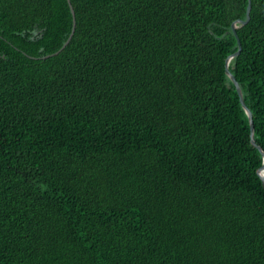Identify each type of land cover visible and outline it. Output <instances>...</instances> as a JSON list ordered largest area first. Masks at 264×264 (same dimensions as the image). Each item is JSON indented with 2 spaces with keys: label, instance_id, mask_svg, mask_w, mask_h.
Segmentation results:
<instances>
[{
  "label": "trees",
  "instance_id": "1",
  "mask_svg": "<svg viewBox=\"0 0 264 264\" xmlns=\"http://www.w3.org/2000/svg\"><path fill=\"white\" fill-rule=\"evenodd\" d=\"M70 1L0 0V264H264L249 0Z\"/></svg>",
  "mask_w": 264,
  "mask_h": 264
},
{
  "label": "water",
  "instance_id": "2",
  "mask_svg": "<svg viewBox=\"0 0 264 264\" xmlns=\"http://www.w3.org/2000/svg\"><path fill=\"white\" fill-rule=\"evenodd\" d=\"M68 3L71 7V11H72V15H73V28H72V31H71V34L69 35L67 41L64 43V45L61 47V49L54 53V54H51V55H47L45 57H43V59H47V58H50V57H53L55 55H58L61 51H63L68 45L69 43L71 42L73 36H74V33H75V28H76V15H75V11H74V8L71 4V1L68 0ZM251 9H252V5H251V0H249V5H248V8H247V18L245 20H237L235 21L233 24H232V31L233 33L235 34L236 38H237V41H238V51L233 54L232 56H230L228 59H227V62H226V73L228 75V77L231 79V81L234 83L236 89H237V92H238V95H239V98H240V102L242 104V107L243 109L245 110L248 118H249V121H250V127H251V142L252 144L258 148L263 156V160H264V151L261 149V147H259L256 143V140H255V126H254V121H253V114L252 112L250 111V109L247 107L246 103H245V100H244V97H243V92H242V89L239 85V83L237 82L236 78L231 74V72L229 71V65L231 63V61L236 58L237 56H239L241 50H242V47H241V41L238 37V29L244 27L245 25L248 24L249 20H250V13H251ZM260 177H261V180L263 182V185H264V164H263V167L260 171Z\"/></svg>",
  "mask_w": 264,
  "mask_h": 264
}]
</instances>
